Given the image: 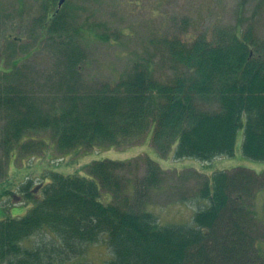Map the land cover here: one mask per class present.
Masks as SVG:
<instances>
[{"label": "trees", "instance_id": "obj_1", "mask_svg": "<svg viewBox=\"0 0 264 264\" xmlns=\"http://www.w3.org/2000/svg\"><path fill=\"white\" fill-rule=\"evenodd\" d=\"M49 3L41 40L65 46L69 73H79L83 51L74 39L78 28L64 17L67 1L53 16L58 3L55 9V0ZM184 29L188 34L189 23H184L183 35L163 39L169 56L189 68L173 81H162L136 63L120 80L81 94L71 81L69 94L61 91L60 98L39 97L38 92L44 107L20 80L9 82L25 75L22 61L5 71L0 83V186L12 175L5 165L9 158L43 153L52 148L51 140L61 152L98 144L127 146L142 142L150 129L160 154L174 150L176 158L212 162L237 156L241 145L242 156L264 161V52L254 29L197 32L188 40ZM200 99L218 106L207 108ZM129 163L98 158L84 175L52 172L48 179L22 182L14 195L33 206L25 215L0 220V264L69 262L103 236L112 251L104 264H264V233L253 207L264 189V171L241 166L232 173L223 169L206 175L200 191L208 204L195 210L193 224H165L144 207L146 187L162 178L160 164L150 159L132 198L119 176ZM236 186L250 194L253 204L243 192L232 200L228 187ZM10 192L0 187L1 202ZM42 232L49 236L44 245H24Z\"/></svg>", "mask_w": 264, "mask_h": 264}, {"label": "rangeland", "instance_id": "obj_2", "mask_svg": "<svg viewBox=\"0 0 264 264\" xmlns=\"http://www.w3.org/2000/svg\"><path fill=\"white\" fill-rule=\"evenodd\" d=\"M57 3L58 0H55L51 9H55ZM49 8V0H0V83L4 82L2 77L5 71L18 60L22 61L20 65H23L25 75L13 76L9 82L20 80L31 92L30 95H34L44 107L43 100L36 96L38 92L39 97L57 94L60 98L61 91L67 93L66 87L71 81L75 92L81 94L105 82L120 80L136 63L150 68L153 75L162 81H173L178 75L186 74L188 66L171 58L163 43L166 37L183 35L184 23L190 26L188 34L184 29L186 40L197 32L235 30L238 26L244 31L252 26L256 42L264 52V0H67L64 17L72 22L74 30L78 28L79 33L74 39L83 51L81 71L73 73L74 77L79 78L75 80L67 68L65 46L46 45L47 37L41 40L42 24L47 20ZM2 47L7 49L4 57ZM199 102L207 108L218 106L216 102L205 99ZM151 136L152 129L140 143L136 141L127 146L98 144L91 149L77 147L64 152L56 148L51 140L52 148H47L43 153L18 154L12 160L9 158L10 163L5 165L12 175L0 187L2 191L7 189L13 192L2 202L0 200V220L25 215L33 206L31 201L18 203L21 198L14 195L20 193L23 181H31V178L39 181L36 179L39 175L50 177L49 171L84 175L82 170L90 163L87 158L90 161L98 158L129 161L119 171V176L132 198L138 187L136 182L147 174L150 159L157 161L164 172L160 181H155L150 188L146 187L144 207L165 224H193L195 210L208 204L200 191L206 175L212 176L223 169L232 173L241 166L250 167L253 173L264 171V161L242 156L241 145L235 157L223 156L212 162H204L195 158H176L174 150L167 155L160 154L154 149ZM241 140L238 144L242 143ZM101 149L105 152L96 153ZM94 153L99 156L92 158ZM33 155L41 160H31L29 163V157ZM189 165L191 168H187ZM240 189L245 190L239 186L232 190L228 187L232 200L238 192H243L246 200L253 204L250 194ZM254 201L253 207L258 216L256 222L264 233V189L257 193ZM48 239V234L42 232L26 239L24 245L42 246ZM111 257V248L103 236L97 242L88 243L82 255L69 262L54 264H104Z\"/></svg>", "mask_w": 264, "mask_h": 264}, {"label": "flooded vegetation", "instance_id": "obj_3", "mask_svg": "<svg viewBox=\"0 0 264 264\" xmlns=\"http://www.w3.org/2000/svg\"><path fill=\"white\" fill-rule=\"evenodd\" d=\"M60 11V9H58V7L55 9V11L51 12V16H53L55 13H58Z\"/></svg>", "mask_w": 264, "mask_h": 264}, {"label": "water", "instance_id": "obj_4", "mask_svg": "<svg viewBox=\"0 0 264 264\" xmlns=\"http://www.w3.org/2000/svg\"><path fill=\"white\" fill-rule=\"evenodd\" d=\"M66 0H60L59 1V6L61 7L64 3H65Z\"/></svg>", "mask_w": 264, "mask_h": 264}, {"label": "crops", "instance_id": "obj_5", "mask_svg": "<svg viewBox=\"0 0 264 264\" xmlns=\"http://www.w3.org/2000/svg\"><path fill=\"white\" fill-rule=\"evenodd\" d=\"M130 154V153H129ZM128 155V154H127ZM131 157H132V155H131ZM92 158H95V156L93 155V157ZM88 159V161L87 162H89L91 159L90 158H87ZM86 159V160H87Z\"/></svg>", "mask_w": 264, "mask_h": 264}]
</instances>
